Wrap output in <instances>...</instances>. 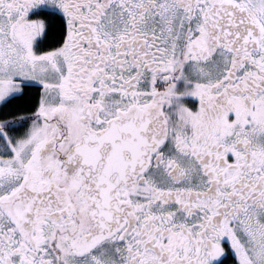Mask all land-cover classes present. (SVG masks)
I'll return each mask as SVG.
<instances>
[{"label":"snow or ice","instance_id":"snow-or-ice-1","mask_svg":"<svg viewBox=\"0 0 264 264\" xmlns=\"http://www.w3.org/2000/svg\"><path fill=\"white\" fill-rule=\"evenodd\" d=\"M0 264H264V0H0Z\"/></svg>","mask_w":264,"mask_h":264}]
</instances>
